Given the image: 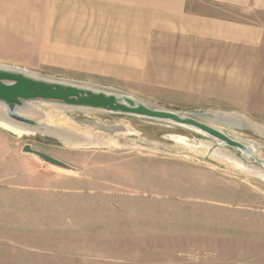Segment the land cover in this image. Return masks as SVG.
<instances>
[{
  "label": "rangeland",
  "instance_id": "obj_1",
  "mask_svg": "<svg viewBox=\"0 0 264 264\" xmlns=\"http://www.w3.org/2000/svg\"><path fill=\"white\" fill-rule=\"evenodd\" d=\"M5 37H0L3 45L24 39ZM10 52L0 47V64L131 92L157 109L233 111L264 125L261 102L245 109L181 97L166 103L157 88L128 86L82 64L90 57L75 49L55 53L50 62L30 57L27 50L24 56ZM66 114L80 126L93 121L127 126L110 132L106 147L67 146L51 135L17 136L0 126V264H264V180L211 156L223 146L246 164L261 165L264 137L237 130L242 148L167 120L74 108ZM209 139L214 141L207 151L195 148ZM25 145L68 168L23 152Z\"/></svg>",
  "mask_w": 264,
  "mask_h": 264
},
{
  "label": "crops",
  "instance_id": "obj_2",
  "mask_svg": "<svg viewBox=\"0 0 264 264\" xmlns=\"http://www.w3.org/2000/svg\"><path fill=\"white\" fill-rule=\"evenodd\" d=\"M6 34L24 35L0 42L7 52L50 62L75 49L90 57L82 64L157 88L166 103H264V0H0Z\"/></svg>",
  "mask_w": 264,
  "mask_h": 264
},
{
  "label": "water",
  "instance_id": "obj_3",
  "mask_svg": "<svg viewBox=\"0 0 264 264\" xmlns=\"http://www.w3.org/2000/svg\"><path fill=\"white\" fill-rule=\"evenodd\" d=\"M34 102L55 103L74 108H89L155 120H167L193 126L230 145L245 147L242 143L228 137L223 131L195 118V115L203 118V113L179 114L171 110L157 109L127 93L100 89L80 82L50 78L0 64L1 112L10 119L33 124L35 122L22 112L31 108V103ZM22 151L32 153L48 163L68 168L64 162L33 150L29 145H25Z\"/></svg>",
  "mask_w": 264,
  "mask_h": 264
},
{
  "label": "bare ground",
  "instance_id": "obj_4",
  "mask_svg": "<svg viewBox=\"0 0 264 264\" xmlns=\"http://www.w3.org/2000/svg\"><path fill=\"white\" fill-rule=\"evenodd\" d=\"M8 67H12V66H8ZM125 93L134 96V94L131 92H125ZM144 104L148 105L146 102H144ZM30 107L31 108H29L26 112H22V113L31 120H33L32 119L33 116L36 117L39 120L38 121L39 123L29 124L19 120L10 119L9 117L6 116L5 113H2L0 110V126L11 131L17 136H22L23 134H35L36 132H38L41 134L54 136L67 146H82V147L83 146L106 147L108 144L107 141L108 139L106 137L108 136L110 137V132L117 131L118 133H120L121 130H126V126H127V125L125 126L124 120H121L124 122H119L116 124H107V125L97 121H93V123L91 122H90L91 124L89 123L90 125L84 124L85 126H80L71 116L66 114L67 110L74 107H68L60 104L44 103V102L31 103ZM74 109H79L87 113L93 111L95 112L99 111L89 108H74ZM202 116L203 119L208 121L210 125L223 131L224 133H226L225 129H227L228 133H230L229 134L230 136L227 133L226 135L231 139L236 140L240 143L243 142L242 140H244V138L242 136L243 134L242 135L239 134L237 130L250 129L255 133L259 134L260 136L264 137V125L257 123L256 121L248 118L243 114L232 111L208 110L207 112H204ZM181 125H185V124H181ZM185 126H189V125H185ZM189 127H193V126H189ZM193 128L195 129V127ZM198 131L205 133L202 130H198ZM209 140L202 142L201 145H195V148L196 149L202 148L203 152L207 151L208 147L212 145L214 139L210 141ZM222 141L223 143L228 144L226 141L224 140ZM257 144L258 143L256 142V145ZM226 148H223L222 146L214 149L211 156L215 157L214 159L223 162L227 166L238 168L246 174L253 175L264 180V160H262L261 165L246 164L245 161L236 154V152ZM155 150L157 151L158 149L155 148ZM252 152H253V148L251 147L249 148V153Z\"/></svg>",
  "mask_w": 264,
  "mask_h": 264
}]
</instances>
